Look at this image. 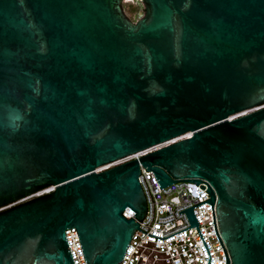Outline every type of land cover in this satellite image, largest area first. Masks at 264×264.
<instances>
[{
  "label": "water",
  "instance_id": "obj_1",
  "mask_svg": "<svg viewBox=\"0 0 264 264\" xmlns=\"http://www.w3.org/2000/svg\"><path fill=\"white\" fill-rule=\"evenodd\" d=\"M122 1L0 0V264H73L67 228L119 263L140 165L203 182L178 213L198 230L208 202L215 230L214 205L225 264H264V0H139L136 21Z\"/></svg>",
  "mask_w": 264,
  "mask_h": 264
},
{
  "label": "built area",
  "instance_id": "obj_2",
  "mask_svg": "<svg viewBox=\"0 0 264 264\" xmlns=\"http://www.w3.org/2000/svg\"><path fill=\"white\" fill-rule=\"evenodd\" d=\"M181 138L183 136L140 150L97 168L95 172L130 159H137ZM138 181L146 202V212L142 221L138 220V228L145 233L139 229L134 231L122 260L117 264H207V251L210 255L208 264H225V254L227 259L228 255L219 236L214 205H212L214 224L220 241L214 230L210 203L202 202L192 207L198 223L197 228L207 251L195 225L190 226L185 212L178 213L209 198L203 182L195 184L189 181H177L159 188L153 173L145 170L141 165ZM133 214V210L128 207L122 212L126 218L133 217ZM65 239L72 263L85 264L76 230L67 228Z\"/></svg>",
  "mask_w": 264,
  "mask_h": 264
},
{
  "label": "rangeland",
  "instance_id": "obj_3",
  "mask_svg": "<svg viewBox=\"0 0 264 264\" xmlns=\"http://www.w3.org/2000/svg\"><path fill=\"white\" fill-rule=\"evenodd\" d=\"M122 7L126 16L132 21H136L143 13V5L139 0H123Z\"/></svg>",
  "mask_w": 264,
  "mask_h": 264
},
{
  "label": "clouds",
  "instance_id": "obj_4",
  "mask_svg": "<svg viewBox=\"0 0 264 264\" xmlns=\"http://www.w3.org/2000/svg\"><path fill=\"white\" fill-rule=\"evenodd\" d=\"M131 216V215H130Z\"/></svg>",
  "mask_w": 264,
  "mask_h": 264
}]
</instances>
